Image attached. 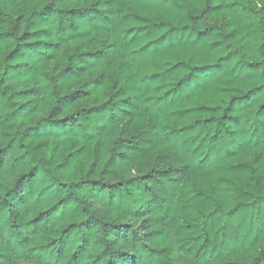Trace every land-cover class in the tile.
<instances>
[{
    "label": "clouds",
    "instance_id": "clouds-1",
    "mask_svg": "<svg viewBox=\"0 0 264 264\" xmlns=\"http://www.w3.org/2000/svg\"><path fill=\"white\" fill-rule=\"evenodd\" d=\"M0 264H264V0H0Z\"/></svg>",
    "mask_w": 264,
    "mask_h": 264
}]
</instances>
